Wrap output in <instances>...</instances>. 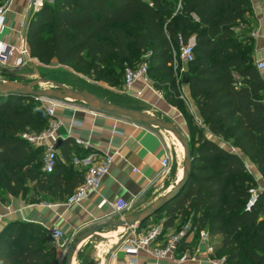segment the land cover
Here are the masks:
<instances>
[{"label": "trees", "instance_id": "16d2710c", "mask_svg": "<svg viewBox=\"0 0 264 264\" xmlns=\"http://www.w3.org/2000/svg\"><path fill=\"white\" fill-rule=\"evenodd\" d=\"M252 17L251 0H57L34 14L26 29L31 57L40 64L71 67L115 88L122 85L125 65L148 55L155 89L182 112L197 137L195 144L190 141L189 181L156 215L163 216L166 229L183 221L207 231L212 242L220 239L215 255L228 264H264V191L255 208L245 211L257 181L243 157L264 179V79L254 61L258 25ZM190 41L194 59L185 73L202 125L185 112V73L182 65L173 67V50ZM52 120L38 99L0 96L2 204L11 197L30 204L65 203L84 183L85 171L74 166L73 139L58 145L56 166L46 173L45 148L23 137L41 135ZM205 128L225 146L207 138ZM147 226L146 221L139 228ZM0 264L64 263L46 228L12 221L0 233Z\"/></svg>", "mask_w": 264, "mask_h": 264}, {"label": "crops", "instance_id": "0c3cea01", "mask_svg": "<svg viewBox=\"0 0 264 264\" xmlns=\"http://www.w3.org/2000/svg\"><path fill=\"white\" fill-rule=\"evenodd\" d=\"M29 1L6 0L5 2L8 3L9 9L5 15L4 34L7 35L9 43H15L17 39L15 32L24 23V14ZM251 2L253 6L251 20L252 23L258 25L257 32L261 33L264 0H251ZM254 41V61H258L264 58V41L261 35H256ZM261 74L264 79V72ZM140 88V85H135L133 93L138 92ZM181 92L182 99L192 116L199 125H202L200 112L190 95L189 86H181ZM136 101L141 103L146 111L163 120L181 117L182 121H185L182 112L177 107L168 104L162 96L159 97L150 90H145L142 98ZM57 118L63 124L59 130L60 142L67 138L74 140L77 150L73 160L75 169L85 171V175H87L90 167L104 164L108 158H111L110 172L104 177L98 193L89 195L80 204L71 206L58 202L30 204L24 202L20 197H11L6 204L0 202V216L2 217L0 233L7 223L12 221L35 223L46 229L58 226L64 233L65 246H69L71 240L86 230L112 219H121L120 216L114 215L112 207V204L118 200L134 201L132 211L133 214H136L165 196L181 180L183 161L181 158L179 159L176 149L171 146L169 147L173 159L168 172L162 173L161 161L164 158L168 142L160 134V130L156 131L153 130V127L142 126L130 120L99 114L81 106L61 108L57 110ZM205 136L219 145L225 146L222 140L213 136L206 128ZM243 158L245 162H249L246 157ZM250 164L258 185L264 188L263 177L255 165ZM129 215L132 214H126L124 217ZM164 222L163 218L160 223ZM176 231V226L166 229L167 234ZM195 237L197 236L187 238L179 251L180 254L192 251L198 245V242H194ZM95 238L97 237L85 241L79 247L75 261L78 254L81 251L84 254L85 247ZM219 242L220 239L213 240L214 245ZM114 243L108 249L99 248L97 257L101 260L100 264H133L119 249L118 243ZM63 252V248H57V258L60 263ZM137 264L175 263L169 260L157 261L154 258L141 255ZM184 264L209 263L207 258L202 255L196 262L189 261Z\"/></svg>", "mask_w": 264, "mask_h": 264}, {"label": "built area", "instance_id": "2783aa9c", "mask_svg": "<svg viewBox=\"0 0 264 264\" xmlns=\"http://www.w3.org/2000/svg\"><path fill=\"white\" fill-rule=\"evenodd\" d=\"M57 0H30L24 14V23L20 29L15 32L17 39L15 43H9L7 35L4 34L5 15L8 12V3L0 6V66L9 71H20L27 67L40 64L33 59L30 54L28 41L26 38V29L30 19L34 14L40 11L45 5H54ZM262 32H255L253 35H261L264 41V18H262ZM173 67L177 70L182 65L181 73L186 72V66L194 59V43L190 41L187 45L181 42L178 50H173ZM258 71L264 72V58L255 62ZM140 85L138 92L133 93L135 85ZM145 90H150L159 97L163 95L158 92L154 83L148 74V65L142 64L136 68L127 67L124 73L123 93L135 100H140ZM46 108L48 114L52 117L49 128L41 135H24L32 145L45 148V159L43 170L51 173L58 159V144L60 142L59 130L63 125L57 118V110L61 109L62 102L40 100ZM166 151L161 161L162 173L166 174L170 168L173 155L170 147L166 143ZM178 154V153H177ZM180 158V156L178 155ZM111 158H108L104 164L90 167L84 183L70 196L64 203L66 206L80 204L91 194L98 193L102 181L110 172ZM247 170L253 175L252 166L245 162ZM254 176V175H253ZM255 178V177H254ZM256 180V179H255ZM264 191L261 186H253L248 191V200L245 205V211L251 212L257 202L259 195ZM115 216L124 217L131 212L134 207V201L120 199L112 204ZM2 217L0 216V222ZM50 240L58 247H64V233L58 226L48 228ZM197 236L198 245L189 252L179 253L187 238ZM119 249L126 254L129 262L137 264L141 255L154 258L157 261H172L175 264H184L186 262H196L198 257L205 256L209 264H228L225 257L218 258L215 255V245L212 242L207 231H198L187 225L183 230L167 234L164 223L157 225H148L145 228L135 227L126 230L120 243Z\"/></svg>", "mask_w": 264, "mask_h": 264}, {"label": "water", "instance_id": "95a60500", "mask_svg": "<svg viewBox=\"0 0 264 264\" xmlns=\"http://www.w3.org/2000/svg\"><path fill=\"white\" fill-rule=\"evenodd\" d=\"M37 74V80L31 81L30 78H27L26 83L0 81V96L16 95L26 98L62 103L67 100L80 102L86 105L89 110L96 113L109 115L124 120H130L142 126L154 127L161 131L172 133L184 147L183 175L175 187L148 208L121 219L109 220L94 226L77 236L69 250L66 252L63 262L64 264H74L79 247L85 241L94 237H100L101 233L107 228H123L124 230H129L139 227L156 215L172 199L179 195V193L184 189L187 182L189 181L192 173L194 160L192 155V145L182 128L176 123L163 120L146 110L127 108L120 105L111 104L104 98L94 93L66 87L63 84L57 83L55 81L41 78L38 71ZM40 84H50L53 86V88L39 89L38 86ZM188 84L189 74L185 73L182 77V85L188 86ZM60 144L61 142H59L58 145Z\"/></svg>", "mask_w": 264, "mask_h": 264}, {"label": "rangeland", "instance_id": "374dc122", "mask_svg": "<svg viewBox=\"0 0 264 264\" xmlns=\"http://www.w3.org/2000/svg\"><path fill=\"white\" fill-rule=\"evenodd\" d=\"M181 6L178 5V10H180ZM147 58L148 55L147 54H143L141 57H139L138 59L134 60V62L132 64H126L125 68L128 67L129 65L132 66H139L142 64H147ZM37 71L40 75L41 78L43 79H47V80H52L55 81L57 83L63 84L66 87H70V88H74L76 90H83V91H88L91 93H94L102 98H104L107 102L111 103V104H116V105H120L123 107H127V108H135V109H141V110H145V108L143 107V105L139 102H137L135 99H132L128 96H126L123 93V74L121 72V82L122 85L119 88H115L112 87L108 84L105 83H100L95 81L94 79L86 76L85 74H81L76 72L73 68L71 67H61L59 66L57 63H53L50 66H42L41 64H37L35 66H31V67H27L23 70L20 71H9L3 67L0 66V81H7V82H18V83H26V79L30 78L31 81H35L37 80ZM7 79V80H4ZM39 89H50L53 88L52 85L50 84H40L38 86ZM61 105L62 108L64 109H68L70 107H76V106H81V107H85L88 109V107L80 102H74V101H64ZM60 110V109H59ZM186 113H191L189 108L186 107ZM185 114V113H184ZM183 118L179 117L178 119H174V118H169L166 119V121L168 122H173L176 123L177 125H179L182 130L184 131V133L186 134L187 138L192 141L193 144H195L197 137L194 135H191L189 133V130L187 129V125H185V121H182ZM153 130L159 131V129L154 128ZM160 134H162L163 138H165L166 142H168V146H171L173 149H176L178 155L181 158L179 149L177 147V145L175 144V142L172 140V138L170 137V135L164 131H159ZM179 158V159H180ZM258 185V183H257ZM134 212L131 211L128 214H133ZM163 220V216L162 215H154L152 218H150L147 221L148 225H157L160 224V222ZM187 222H181L178 221V223L176 224V230L177 231H181L183 230L186 226H187ZM117 229H106L104 232H102L101 234H111L113 235L112 238L110 239H106L104 237H97L95 239H93L91 241V243H88V245L85 247V252L84 254L81 256L80 261L83 264H100L101 260L97 257V252L99 251V248L102 249H108L109 246H113V244L116 243H120L122 240V237L124 236L126 230L120 231L119 233H117ZM75 240V239H74ZM74 240H71V243L69 244V246H64L61 247L63 248V258H62V262H64V258L66 255V252L69 250L70 246L73 244ZM114 241V242H113ZM198 242L197 237H195L194 242ZM58 248V246H57ZM83 259V260H81ZM80 262V264H82ZM78 256L76 258V264H78Z\"/></svg>", "mask_w": 264, "mask_h": 264}, {"label": "bare ground", "instance_id": "6f19581e", "mask_svg": "<svg viewBox=\"0 0 264 264\" xmlns=\"http://www.w3.org/2000/svg\"><path fill=\"white\" fill-rule=\"evenodd\" d=\"M71 102V100H68V102ZM167 133V132H166ZM170 135V137L172 138V140L175 142V144L177 145L178 149H179V152H180V155H181V160L183 161L184 160V147L183 145L176 139V137L172 134V133H168ZM182 175H183V164H182V171H181ZM124 229L123 228H119L117 229V233H119L120 231H123ZM104 238L106 239H110L113 237V235L111 234H104L102 235ZM74 264H76V261L74 262Z\"/></svg>", "mask_w": 264, "mask_h": 264}]
</instances>
